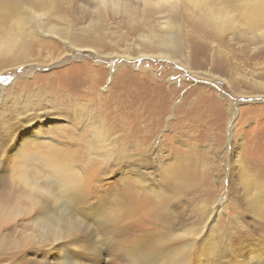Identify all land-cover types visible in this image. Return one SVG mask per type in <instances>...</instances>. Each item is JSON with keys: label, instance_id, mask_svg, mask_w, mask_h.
I'll use <instances>...</instances> for the list:
<instances>
[{"label": "rangeland", "instance_id": "374dc122", "mask_svg": "<svg viewBox=\"0 0 264 264\" xmlns=\"http://www.w3.org/2000/svg\"><path fill=\"white\" fill-rule=\"evenodd\" d=\"M96 1L0 0V36L28 6L43 17L38 27L48 21L80 45L37 32L29 41L32 59L2 67L0 114L18 112L11 116L13 133L0 136V212L9 203L4 210L11 213L0 232V264H205L212 240L229 241L232 253L209 264H264V213L251 210L264 186V22L246 23L244 0H169L178 1L175 11L158 7L168 0H111L129 2L133 20L111 5L98 17ZM7 6L18 8L2 13ZM211 16L227 21L222 33L218 22L217 30L207 22ZM155 35L177 38L180 48L148 46ZM73 122L78 131L95 123L108 133L99 140L111 155L92 175L96 192L88 203L72 201L58 176L82 170L79 163L69 160L59 170L18 155L36 132L58 137L59 126ZM233 157L243 158L256 181L238 177ZM166 166L185 172L190 183H176ZM129 186L149 202L133 213L116 203ZM49 215L75 224L80 240L63 244L73 235L59 234L49 243L61 244L46 246L49 233L38 221Z\"/></svg>", "mask_w": 264, "mask_h": 264}, {"label": "bare ground", "instance_id": "6f19581e", "mask_svg": "<svg viewBox=\"0 0 264 264\" xmlns=\"http://www.w3.org/2000/svg\"><path fill=\"white\" fill-rule=\"evenodd\" d=\"M34 1L37 4H42V5H47V3H48V2H45V0H34ZM244 1H247V2L241 6V14H242L244 20L246 21V23H248L249 25H254L257 22H264V0H244ZM19 3H20V1L19 2L18 1L15 2V4H18V5H19ZM96 3H97V7H95V8H97V10L95 11V15H97L98 17H101L102 13L105 12L106 8L111 5L114 8V11L116 13H124V14H126L128 16V18L130 20L134 19L135 10L133 9V7L131 6V4L129 2H120V1H111V0L103 1V0H101V1H96ZM165 3H166V5L158 6V7L159 8H165L168 5H170L169 10L172 9V11H175L177 9L178 1H169L168 0ZM20 5L23 6L25 4L20 3ZM25 7L26 8L24 9V12H22V14H20L21 16L17 17L16 21L12 25V27H11L12 31L8 32L7 34L4 33L3 35L0 36V74L4 73L5 68H2L4 66L5 67L6 66L13 67L16 64L19 65V63H28L32 59V57H33V55H32L33 49L31 47L29 41L31 40L32 37H35L37 35V32L43 33L44 36H46V33H53V34L57 35L59 37V39L64 40V43L69 44L73 49L74 48H78L80 46V45L77 44V42H79V41H77L76 44L71 42V41H68L69 36L68 35H63V29H58V28H56L55 26H52V25H50L48 27V24H49L48 21H41V24L38 27L37 26L38 25L37 21L39 19H42L43 17L41 15L33 13L32 9L29 10L27 8L28 6H25ZM17 8H18L17 6H15V7L7 6V8H5V9L2 8V13L6 14V12H13ZM35 18H37V19L35 20ZM209 18H212V19H208L207 22L215 23L216 24V30L218 28V24L216 22H218L219 25L222 26V28L220 29L221 33L225 30V27L228 26V23H227L226 20H217V19H214L212 16L209 17ZM90 21H92V20H90ZM39 23H40V21H39ZM170 29H174V26L171 25ZM42 30H44V31H42ZM171 33H172V31H171ZM98 37L99 36L91 34V37H89V39L95 44V43H98V40H99ZM178 44H179L178 39L173 37V36H171V35L169 37L160 36V35L156 36L155 35L154 37H151L150 39H147V45L148 46H159V48L163 49L164 51H170V50H173V49H177L179 47ZM72 48H70V49H72ZM55 49H56V47H55ZM62 51H64V50H62ZM165 53H167V52H165ZM165 53L164 52L163 53H159V56L160 57H164V56H166ZM141 55L143 56V55H149V54L142 53ZM170 57H171V54H170ZM182 57H183V54H182ZM127 59H130V56H128ZM57 60H59V59H57ZM53 78H55V77H53ZM26 100L28 101V99H26ZM29 101H30V99H29ZM3 105H5V103H3ZM38 105L39 104H37V106ZM61 105H60V108H62ZM58 107L59 106H57V108ZM16 111H17L16 109L12 108L9 111H7V113L2 112L0 114V136L3 135V134H11V133H13V126L11 125L12 124L11 122H13L14 120L12 118V121H11V116ZM16 115H17V113H16ZM20 115H19V117H20ZM77 117L80 118V117H82V115L75 116V118H77ZM49 129H50V127H49ZM54 130H56V129H54ZM78 130H79V128H77V125H75V123L74 124L69 123V125L65 124L63 126H59V131H58L59 133L57 134L58 137H49V136L42 135L43 133L41 134V133L36 132L34 134V136H31V137L27 138V140H25L26 142L24 143V145H22L21 150L18 152V155H19V159H20V157H25L24 158L25 160L30 161V165H31V161H33V160H31L32 158L34 160L38 158L39 162H40V160L43 162L42 164L45 163V164L51 165L53 168L56 167L59 170H62L60 168L62 166H60V165H63V167L67 166L66 163L69 160H72V162H74V163L75 162L79 163L81 165V167H82L81 168L82 170H79V168L77 166L78 170L75 168L77 171H75V172L73 171V172L70 173V172H68V168H66L63 171L59 172L58 176L60 175L61 185L65 188L63 190H67L68 189L70 192H72L71 193L72 194V198L74 199L72 201H74L76 203H84V202H87L86 200L90 198L89 197L90 195H93L91 193H95L96 192V191L94 192V189H93V186H92V177H93L92 175H94V171L96 170V167H97L98 163L102 161L101 160L102 157H104V159H105L107 156H110L111 154L108 151L109 144L108 143L102 144V142L99 140L100 132H101V134H103L105 136L108 134L102 128H100V131H99L97 129L95 123H90V124L87 125V128L84 127L83 130H80V131H78ZM1 137H0V142H1ZM0 148H1V144H0ZM84 148H87L91 153L88 154V155L84 154V152H85V151H83ZM105 152H107V153H105ZM18 155H16V157H18ZM237 156H239V155H237ZM86 157H89V158H86ZM24 159H22V160H24ZM242 159H241V157H233L231 159L233 161V163H232L233 164V168H236V170H237L236 173H237L238 177L244 182L247 180L246 181L247 183H249L250 181L251 182L256 181L257 175H256V177L253 176L256 173L255 172L254 173L251 172V170H249L246 167V165H245V163H244V161ZM17 160H18V158H17ZM18 162H20V161H18ZM22 165H24V164H22ZM17 166H18V163H17ZM25 166L26 165H24V167ZM31 166H29V169H30ZM37 166H39V164ZM163 169H164L163 171L166 172L168 175H172L171 177L173 178V180L176 183L177 182H178V184L182 183L183 186L185 184H187V183H190L188 181V179H187V175L185 174V172L177 170V169L175 170V169H173L171 167H168V166L164 167ZM35 171H37V169ZM23 172L25 173L26 171H23ZM36 173L37 172H35V175L34 174H32V175L36 176ZM251 174H253V175H251ZM26 180L31 183V180H28V179H26ZM167 180H169L168 176H167ZM171 184H172V182H171ZM130 188L131 187L129 186V189H127L126 192L123 189V191L125 193L123 192L124 194H121V197L117 200L116 203L117 204H122L124 206V208H125V211L126 210L127 211H132L131 213H133L134 210L139 209L141 206H143L148 201H147V195L146 194H138V193L135 192V190L130 189ZM81 190L83 191V193H82ZM75 191H77L79 193H76ZM90 191H92V192H90ZM71 194H70V196H71ZM149 199L150 198H148V200ZM28 201H30V200H28ZM31 202H33V201H31ZM37 202H38L37 200H34L33 203H37ZM33 203H32V205H34ZM165 203H166V201H165L164 198L159 197L157 199V204L158 205H160L162 207H166L167 204L165 205ZM15 204H18V203H15ZM37 204H36V207H37ZM3 205L4 204H2V206ZM7 205L10 206L9 203ZM7 205L5 206V208L7 207ZM11 206H12V204H11ZM13 206L16 207L14 205V203H13ZM118 206H120V205H118ZM220 206L221 205H219L218 207H220ZM17 207L19 208V210L20 209L22 210V209H25L27 206L26 205L22 206L19 203L17 205ZM33 207H35V206H33ZM251 208H252L251 210L256 215H260V214L264 213V186L259 187L257 189V191L255 192L254 197L251 199ZM4 209H3V211L0 212V232L3 230L2 228H3V226H4L5 222H6V219L11 214L10 211H5L6 209L5 210ZM13 210H15V208ZM152 210H153L152 213L154 214V216L156 218H158V217L161 218V216L164 215V213L162 212L161 208H158V209L155 208V210L154 209H152ZM32 211L33 210H31L30 212H32ZM15 212H16V210H15ZM39 212H41V213L42 212L43 213L46 212V207L43 206L40 209V211L38 210L35 213V215L37 217H38ZM29 214H31V213H29ZM212 215L214 216V214H212ZM30 216L31 215H29V217ZM32 216H34V215H32ZM11 217H12V215H11ZM40 218H41V216H40ZM50 218H51V216L49 215L48 217L46 216L44 219L42 217V219H43L42 221L40 219L38 221V226L40 228H42L43 231L46 230V232L49 233V236L43 238V240H42V242H44L46 244V246L51 247L50 245H51L52 242L54 243V241L49 243L50 242L49 241L50 237H52V239H53V238L57 237L59 234H62V235L67 236V237L70 236V235H73V236L68 237L67 240H65L64 242H62L63 244L64 243L65 244L72 243L74 241H79L80 240V238L74 237V234L78 230V227L75 226V224L71 223L68 219L62 221L59 218H52V219H50ZM9 219H8V221H9ZM10 220L12 221V219H10ZM13 221H15V220H13ZM239 222L240 221H238V224H239ZM52 223H54V224H52ZM240 225L241 224H239V226ZM4 229H6V228H4ZM46 232H44V233H46ZM34 239H35V237H34ZM229 240H230V237H229ZM56 242L57 241H55L54 244H56ZM220 242L216 241V240H212L210 242V244H208L210 246V247H208L210 249V251H209V254H208L209 257H207L208 262H206L205 264H207V263L209 264L210 261H212V260L213 261H217L216 259H218V258H216L215 256H224L226 254L232 253V248L229 246V241H227V243L224 244V246L221 245L222 247L219 245ZM58 244H61V243L59 242ZM261 249H262V247H261ZM261 256L263 257V255H261ZM182 259H180V260H182ZM45 261H43V263Z\"/></svg>", "mask_w": 264, "mask_h": 264}]
</instances>
